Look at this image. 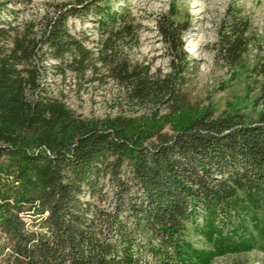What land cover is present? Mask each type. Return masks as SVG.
<instances>
[{
  "label": "trees",
  "instance_id": "1",
  "mask_svg": "<svg viewBox=\"0 0 264 264\" xmlns=\"http://www.w3.org/2000/svg\"><path fill=\"white\" fill-rule=\"evenodd\" d=\"M87 4L66 2L46 23L43 42L59 73L95 66L67 26ZM226 16L216 56L235 76L251 24L236 6ZM106 20L117 39L132 33L125 17ZM156 21L187 61V21ZM16 41L9 55L0 51V264H211L264 249V80L254 114L207 106L171 133L158 123L131 131L130 119L80 118L58 98L30 97L36 77L16 67L30 48ZM105 47L98 60L130 99L169 116L188 106L180 73L152 72Z\"/></svg>",
  "mask_w": 264,
  "mask_h": 264
},
{
  "label": "rangeland",
  "instance_id": "2",
  "mask_svg": "<svg viewBox=\"0 0 264 264\" xmlns=\"http://www.w3.org/2000/svg\"><path fill=\"white\" fill-rule=\"evenodd\" d=\"M69 1L75 0H0V31L4 33L0 35V51L9 55L17 39L29 46L31 57L16 67L25 75L31 69L36 77V86L28 92L30 97L58 98L80 118L123 117L131 120V131L158 123L169 133L172 123L186 120L207 106L214 107L217 115L227 111L251 115L260 109L256 99L264 80V0H88L92 8L67 22L71 33L84 40L95 59V66L84 74L70 70L59 73L55 67L59 60L43 42L47 21ZM233 6L240 8L251 24L248 50L235 76L217 58L215 48L227 11ZM163 15L187 21L183 40L189 58L185 62L172 54L158 32L156 17ZM122 16L132 25V33L119 40L105 22ZM106 45L118 57L148 66L152 72L180 73L178 87L186 95L188 106L169 116L164 107L130 99L126 87L110 77L107 66L98 60ZM196 233L193 239L200 241ZM211 264H264V249L258 246L219 256Z\"/></svg>",
  "mask_w": 264,
  "mask_h": 264
}]
</instances>
